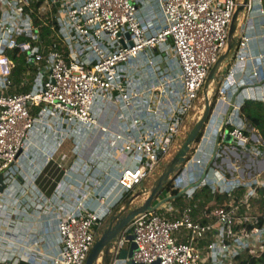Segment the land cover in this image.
I'll return each mask as SVG.
<instances>
[{
	"label": "built area",
	"instance_id": "1",
	"mask_svg": "<svg viewBox=\"0 0 264 264\" xmlns=\"http://www.w3.org/2000/svg\"><path fill=\"white\" fill-rule=\"evenodd\" d=\"M241 1L158 0L161 21L155 22L140 15L143 0H0V174L6 184L0 194L10 192L19 177H29L24 160L34 136L57 132L59 147L70 135L65 124L100 126L97 105L108 102L121 107V131L112 134L109 147L137 161L120 173L122 192L135 191L159 172L178 149L208 74L228 48L230 24ZM259 7L264 13L262 4ZM254 8V0H248L246 10ZM44 26L51 28L48 38ZM250 39L247 34L239 37L233 68L248 58L261 64L262 55L247 54ZM162 53L172 55L179 75L156 59ZM20 56L27 70L19 67ZM141 60L147 63L145 72ZM252 75L264 81L263 70L255 68ZM227 80L217 88V100L228 102V109L219 115L215 155L198 156L195 143L165 188L170 199L181 197L186 203L169 199L137 215L111 241L112 264H127L129 258L119 255L130 243L129 229L138 247L131 259L139 264H239L264 252V212L252 208L260 191L264 195V139L247 133L243 104L229 98L240 83ZM226 131L241 157L249 152L259 161L246 172L248 177L239 175L242 165L234 164L233 170L218 163ZM206 185L231 198L224 206L196 214L197 203L191 200ZM112 210L90 209L81 201L74 210L62 212L59 252L52 264H85ZM0 264L22 262L4 258Z\"/></svg>",
	"mask_w": 264,
	"mask_h": 264
},
{
	"label": "crops",
	"instance_id": "2",
	"mask_svg": "<svg viewBox=\"0 0 264 264\" xmlns=\"http://www.w3.org/2000/svg\"><path fill=\"white\" fill-rule=\"evenodd\" d=\"M260 4L264 10V0H254L255 8L240 15L237 34L239 37L243 34L251 37L247 54L253 57L262 55L261 64L248 58L238 68H233L236 63L233 58L222 65L218 74V85L225 78L228 82L240 83L236 95L230 92L229 97L231 102L236 101L240 105L247 99L264 101V81L258 82L252 75L255 68L264 72V13L259 9ZM160 13L158 0H143L140 3L141 16L160 22ZM154 52L158 51L155 49ZM156 59L163 62V67L172 66L174 74H180L181 70L173 64L171 54L162 53ZM139 63L142 71H147L146 61ZM232 68L233 75L229 74ZM217 99L216 94L214 111L195 144L194 153L204 159L212 158L218 149L219 115L228 109V102ZM96 111L100 126L89 129L81 123L75 126L65 124V132L70 135L59 147L57 132L44 131L33 137L32 151L24 160L29 177H19L10 186V192L0 194V262L9 258L22 264H32V261L33 264H52L53 256L59 252L58 221L62 212L74 210L83 201L90 209L101 212L111 208L113 214L129 194L122 192L118 178L123 168L135 167L137 161L130 154L113 149L108 144L112 134L121 131L120 104L108 102L105 107L98 104ZM249 134L261 136L256 129ZM223 145L219 164L223 167L230 164L233 170L234 164L244 166L238 172L242 177L246 176V171L255 169L254 164L258 160L249 152L243 158L233 141L225 140ZM142 187L143 184L138 188ZM39 196H44L46 200L40 201Z\"/></svg>",
	"mask_w": 264,
	"mask_h": 264
},
{
	"label": "water",
	"instance_id": "3",
	"mask_svg": "<svg viewBox=\"0 0 264 264\" xmlns=\"http://www.w3.org/2000/svg\"><path fill=\"white\" fill-rule=\"evenodd\" d=\"M247 3L248 0H242L239 3L230 24L228 48L221 54L208 74L203 90L205 102L202 114L196 121L193 128L187 132L186 136L184 138L181 137V144L175 154L164 165L163 170L154 174L157 178L154 180L152 186H144L139 189L119 210H117V212H114L110 216L108 223L105 224L103 230L97 237L85 264H105L104 256L111 241L117 238V236L131 224L137 215L149 210H155L163 202L170 199V197H167L154 204V201L157 200L159 195L165 190L167 184L172 180L173 176L187 161L191 149L197 142L198 137L202 134L205 125L211 117L213 103L218 88V74L222 65L227 63L236 55L239 44V36L237 34L239 17L246 10ZM225 140L227 142L233 141V136L228 131H226ZM5 188L6 184L3 182V175L0 174V192H3ZM141 196L145 197L144 201L140 204H134V201ZM127 232V239L130 242L129 247L122 249L119 256L122 259L129 258L127 260V264H139L131 259L134 252L138 248L136 242L134 241L135 236L131 229L127 230ZM148 264H159V261Z\"/></svg>",
	"mask_w": 264,
	"mask_h": 264
},
{
	"label": "trees",
	"instance_id": "4",
	"mask_svg": "<svg viewBox=\"0 0 264 264\" xmlns=\"http://www.w3.org/2000/svg\"><path fill=\"white\" fill-rule=\"evenodd\" d=\"M51 34V28L48 26L43 27V35L48 38ZM19 67L27 70V67L24 65L23 56H20ZM241 112L243 116L246 118L248 124L247 133L249 134L251 130L256 129L264 139V101L247 99L244 101L241 106ZM201 135L198 137L197 142L201 138ZM173 179L167 184V186L171 185ZM173 190V187H171ZM131 193L126 195L124 200L116 207L119 208L124 202H127L131 197ZM231 198L230 193L221 192L219 189H213L211 186H203L199 189L194 198L191 200V203H197V207L195 209L196 214H198L201 210L207 208L211 209L216 206H224L226 205ZM176 201H178L179 205H184L186 201L184 199L181 200V197H176ZM255 202H260L264 206V195L260 191V197L254 199ZM104 228V227H103ZM106 249V253L104 256L105 264H111L113 260V255L109 252V246ZM239 264H264V252L259 256H248L247 258H243L240 260Z\"/></svg>",
	"mask_w": 264,
	"mask_h": 264
},
{
	"label": "rangeland",
	"instance_id": "5",
	"mask_svg": "<svg viewBox=\"0 0 264 264\" xmlns=\"http://www.w3.org/2000/svg\"><path fill=\"white\" fill-rule=\"evenodd\" d=\"M203 90H204V88H203ZM203 90H202V93H201V100L199 101V104H198V108L197 109H195L191 114H190V116H189V118H188V120H187V122H186V124H185V126H184V130H183V133H182V138H184L185 136H186V134H187V132L188 131H190L192 128H193V126L195 125V123H196V121L198 120V118L200 117V115L202 114V111H203V107H204V92H203ZM180 144H181V142H180ZM169 161V160H168ZM167 161V162H168ZM166 162V163H167ZM165 163V164H166ZM163 170V168H161V170L160 171H162ZM247 172V171H246ZM246 176L248 177L249 176V173H246ZM157 177L155 176V175H152L148 180H146L145 182H144V186H146V187H151L152 186V184H153V182H154V180L156 179ZM139 189V188H138ZM137 192V191H136ZM136 192H133V194H135ZM166 197H168V192L166 191V190H164L160 195H159V199L158 200H155L154 201V204H156V203H158L160 200H163V199H165ZM144 199H145V197L144 196H141V197H139V198H137L135 201H134V204H140V203H142L143 201H144ZM183 198H181V200H182ZM170 202H172V203H176V204H178V201H176L175 199H170ZM253 211L254 212H256V213H258V211L260 212V213H263L264 212V206L260 203V202H253ZM109 219H110V217L109 218H107L105 221H104V224H107L108 223V221H109ZM105 226V225H104ZM122 234H120L119 236H121ZM120 239V238H119ZM114 243H111V246L113 245ZM128 247H129V243L127 242V244H126Z\"/></svg>",
	"mask_w": 264,
	"mask_h": 264
},
{
	"label": "flooded vegetation",
	"instance_id": "6",
	"mask_svg": "<svg viewBox=\"0 0 264 264\" xmlns=\"http://www.w3.org/2000/svg\"><path fill=\"white\" fill-rule=\"evenodd\" d=\"M126 202H124L119 208L115 209L114 212H117Z\"/></svg>",
	"mask_w": 264,
	"mask_h": 264
},
{
	"label": "bare ground",
	"instance_id": "7",
	"mask_svg": "<svg viewBox=\"0 0 264 264\" xmlns=\"http://www.w3.org/2000/svg\"><path fill=\"white\" fill-rule=\"evenodd\" d=\"M173 190H174V187H173Z\"/></svg>",
	"mask_w": 264,
	"mask_h": 264
}]
</instances>
